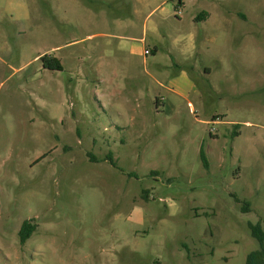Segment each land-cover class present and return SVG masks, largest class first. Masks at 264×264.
I'll return each mask as SVG.
<instances>
[{
    "label": "rangeland",
    "instance_id": "rangeland-1",
    "mask_svg": "<svg viewBox=\"0 0 264 264\" xmlns=\"http://www.w3.org/2000/svg\"><path fill=\"white\" fill-rule=\"evenodd\" d=\"M183 2L0 0V264H247L259 248L264 0ZM214 2L221 30L200 20ZM151 11L148 47L161 16V34L199 25L191 53L166 38L148 56L164 84L172 58L188 69L202 92L194 108L163 104L144 57L110 36L143 37ZM202 26L224 65L200 44ZM45 54L63 68L44 67ZM25 220L37 227L23 244Z\"/></svg>",
    "mask_w": 264,
    "mask_h": 264
},
{
    "label": "crops",
    "instance_id": "crops-1",
    "mask_svg": "<svg viewBox=\"0 0 264 264\" xmlns=\"http://www.w3.org/2000/svg\"><path fill=\"white\" fill-rule=\"evenodd\" d=\"M180 4L184 6L183 0H179ZM221 3L214 2L211 5H213L212 10H209L206 12L205 16L200 19L202 20V24L206 25L208 29H210L212 26H217L219 29H223L225 26V23L228 21V18L226 17V14L219 6ZM180 5V6H181ZM138 13H141L139 10ZM178 13H181V9L178 10ZM153 14V11H151L145 19V24H144V35L143 37L137 39V38H132L127 35H110L112 38L115 39H121L119 42V49L121 51H126V49H129L131 55H139L144 57V65H145V70L148 75H150L157 84H159L161 87L165 88L163 96L158 95V99L163 100V104L167 103L170 107L171 110L177 111L180 106L183 104L184 101L188 102V104L194 108V103L193 100H197L199 98V101L201 100L202 97V92L200 88L198 87L195 79L192 77L188 69L183 67L180 63L175 58V66L177 67V70L175 73L170 74L169 72L167 73V70L164 71L166 74H170L169 78L167 79L168 84H164V82L161 80V78L157 77L158 74L161 73L160 68H159V61L155 60H149L148 56L153 55V58H156L158 53H160V45L163 40L166 38L168 39V42L170 43L171 50L175 51L178 53L180 56H184L188 53H191L194 49L197 48V41L196 37L198 35V24L194 21V28L192 29L194 32H191L190 34H183L181 31H177L176 33H163L161 34L160 26L161 24H165L166 26H170L169 24V18L167 16H161L159 20H154L152 22V26L150 27L152 35V40L156 42L153 47H148L147 45V36L149 34V26L146 23L148 20L150 21L151 16ZM180 16V14H178ZM133 20H121L120 25L125 28L126 26H131L133 24ZM203 27V26H202ZM205 34L202 36L200 40V44L206 49V53L209 55L210 59L217 60L218 63L222 66L224 65L223 59H221L217 54L213 53L211 51L213 43L218 41L214 35H212L209 31H207L203 27ZM214 36V37H213ZM141 41L143 45H137L136 43L130 44L128 41ZM146 48H151L152 53L151 54H145L144 50ZM167 52L172 55V51L167 50ZM171 60V58H170ZM219 65V66H220ZM166 67H171V65L167 64ZM214 70L213 67H211L209 64L203 67V70H200V73L202 76L210 77L213 74ZM160 94V93H159ZM213 116V115H212ZM208 124H221L223 120L221 119H212V117L208 120L205 121Z\"/></svg>",
    "mask_w": 264,
    "mask_h": 264
},
{
    "label": "trees",
    "instance_id": "trees-1",
    "mask_svg": "<svg viewBox=\"0 0 264 264\" xmlns=\"http://www.w3.org/2000/svg\"><path fill=\"white\" fill-rule=\"evenodd\" d=\"M206 12L203 13V17ZM202 17V18H203ZM44 63V67L58 69L61 70L63 68L61 62L48 54H45L41 57ZM237 131H234V134H237ZM202 158L204 160V164L207 165V158L203 152L201 151ZM112 163H115L113 159H111ZM248 205V204H246ZM37 225L30 220H25L20 229V238L21 242L25 244L27 240L32 236L33 232L36 230ZM252 235L259 241V248L251 251L247 256V264H264V228L261 222L256 224H251Z\"/></svg>",
    "mask_w": 264,
    "mask_h": 264
},
{
    "label": "built area",
    "instance_id": "built-area-1",
    "mask_svg": "<svg viewBox=\"0 0 264 264\" xmlns=\"http://www.w3.org/2000/svg\"><path fill=\"white\" fill-rule=\"evenodd\" d=\"M144 52H145V54H151V50H150V48H146V49L144 50Z\"/></svg>",
    "mask_w": 264,
    "mask_h": 264
}]
</instances>
